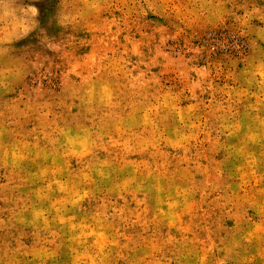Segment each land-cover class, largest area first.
Wrapping results in <instances>:
<instances>
[{
    "label": "rangeland",
    "instance_id": "374dc122",
    "mask_svg": "<svg viewBox=\"0 0 264 264\" xmlns=\"http://www.w3.org/2000/svg\"><path fill=\"white\" fill-rule=\"evenodd\" d=\"M140 32L99 30L82 71L109 50L174 49L164 65L172 103L159 117L129 108L78 125L25 100L13 109L26 110L18 123L0 121L5 243L21 248L18 264H264V74L231 53L183 52L167 30L151 44ZM146 84L129 80L127 89ZM100 99L108 103L107 89ZM153 126L167 137L163 149L147 146ZM90 150L95 171L76 183Z\"/></svg>",
    "mask_w": 264,
    "mask_h": 264
},
{
    "label": "clouds",
    "instance_id": "9594fccd",
    "mask_svg": "<svg viewBox=\"0 0 264 264\" xmlns=\"http://www.w3.org/2000/svg\"><path fill=\"white\" fill-rule=\"evenodd\" d=\"M148 12H155L156 18L148 19ZM113 23L139 25L140 35L150 44L167 30L182 38L183 52L231 53L259 65L264 74V0H0V121L18 123L26 110L13 109L25 100L43 115L45 109H56L78 125L92 126L129 108L159 117L172 103L164 65L170 54H180L174 49L155 55L154 47L142 49L143 55L131 48L109 50L93 57L86 74L82 71L91 37ZM129 80L147 84L129 91ZM105 89L108 103L100 99ZM166 141L162 130L153 126L147 146L160 150ZM94 155L91 150L83 154L85 167L76 183L83 184V177L95 171L88 165ZM260 191L264 211V187ZM45 210L51 214V209ZM33 226L50 231L47 224ZM7 240L0 233V264H18L21 248H9ZM21 259L23 264H40Z\"/></svg>",
    "mask_w": 264,
    "mask_h": 264
}]
</instances>
